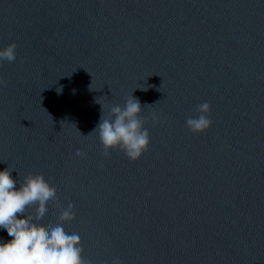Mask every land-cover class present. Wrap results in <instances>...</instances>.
<instances>
[{"label": "water", "instance_id": "1", "mask_svg": "<svg viewBox=\"0 0 264 264\" xmlns=\"http://www.w3.org/2000/svg\"><path fill=\"white\" fill-rule=\"evenodd\" d=\"M12 43L0 169L57 192L45 228L71 203L85 262L264 264V0H0ZM131 95L147 151L106 157L102 106ZM204 102L212 124L193 134Z\"/></svg>", "mask_w": 264, "mask_h": 264}, {"label": "clouds", "instance_id": "2", "mask_svg": "<svg viewBox=\"0 0 264 264\" xmlns=\"http://www.w3.org/2000/svg\"><path fill=\"white\" fill-rule=\"evenodd\" d=\"M15 48V43L0 48V61H14ZM210 107L207 102L197 105L199 115L185 121L193 134L210 128L212 121L207 115ZM141 111L140 101L132 95L123 106H111L107 117L102 106L101 118L93 132L98 133L106 157L111 150L119 149L134 161L147 151L150 137L143 127ZM156 119L154 114L153 120ZM76 155L82 154L77 151ZM57 201V192L43 175L29 174L18 181L8 167L0 169V230L6 231L11 238L0 237V264H92L83 259L79 234L69 233L63 226L76 216L73 204L69 203L60 212V223L44 227L49 210ZM111 264H121V261L117 257Z\"/></svg>", "mask_w": 264, "mask_h": 264}]
</instances>
